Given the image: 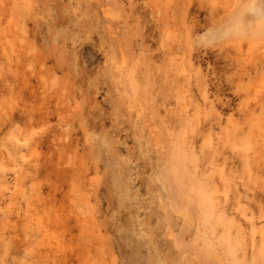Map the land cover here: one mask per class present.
I'll use <instances>...</instances> for the list:
<instances>
[{
	"label": "rangeland",
	"instance_id": "obj_1",
	"mask_svg": "<svg viewBox=\"0 0 264 264\" xmlns=\"http://www.w3.org/2000/svg\"><path fill=\"white\" fill-rule=\"evenodd\" d=\"M263 224L264 0H0V264H264Z\"/></svg>",
	"mask_w": 264,
	"mask_h": 264
},
{
	"label": "bare ground",
	"instance_id": "obj_2",
	"mask_svg": "<svg viewBox=\"0 0 264 264\" xmlns=\"http://www.w3.org/2000/svg\"><path fill=\"white\" fill-rule=\"evenodd\" d=\"M164 185H165V184H164ZM199 223H200V222H199ZM263 225H264V224H263ZM262 227H263V226H262ZM263 229H264V227H263ZM205 234L207 235V233H205ZM206 235H205V236H206ZM202 236H204V235H202ZM203 239H204V237H203Z\"/></svg>",
	"mask_w": 264,
	"mask_h": 264
}]
</instances>
